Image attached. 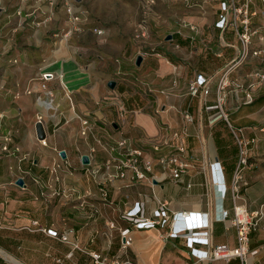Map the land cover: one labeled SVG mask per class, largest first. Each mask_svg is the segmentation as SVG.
<instances>
[{
    "label": "crops",
    "instance_id": "obj_1",
    "mask_svg": "<svg viewBox=\"0 0 264 264\" xmlns=\"http://www.w3.org/2000/svg\"><path fill=\"white\" fill-rule=\"evenodd\" d=\"M26 1L18 8L19 0L14 4L0 0V115H4L0 134L10 130L21 147L19 152L0 155V264H95L88 253L92 250L120 264H181L190 260L186 240L169 237L168 226L135 229L132 245L123 248L119 229L110 230L107 225L128 226L121 218L125 203L143 199L149 211L158 199L167 200L174 211L214 213L216 204L220 207L221 193L215 190L208 165L220 160L230 185L221 153L228 158L233 152L236 157L237 148L235 143L224 145L223 127L219 128L223 121L212 124L213 111L206 107L216 103L219 80L240 46L232 41L233 35L220 29L216 33L219 54L202 46L194 48L188 43L190 39L174 32L177 40L173 41L186 44L146 54L141 65L124 61L112 67L105 55L96 57L92 45L83 44L90 36L83 33L84 28L72 27L59 3ZM57 31L68 34L58 37ZM45 72L54 75L47 81L52 95L41 87ZM199 73L211 79L207 97L193 96L189 91ZM237 74H232V79ZM111 80L116 81L114 88L109 86ZM253 83V103L237 105L238 91L230 86L225 105L229 115L231 110L237 111L232 120L229 116L234 126L243 128L247 137H258L250 149L251 165L245 171L250 185L242 189L238 200L249 210L264 203V120L259 119L264 110V82L254 79ZM242 94V90L238 92ZM125 97H133L132 103L139 107L127 109ZM256 104L258 107H250ZM120 105L126 110L123 120L118 117ZM186 112L194 121L188 123L189 135L184 140L188 154L195 158L182 179L173 180L157 162L149 173L156 181H132L129 172L125 178L106 184L109 196L105 199L98 180H105L108 171L95 170L119 155L118 141L126 137L129 145L145 149L147 157H169L170 146L162 141L172 131L182 129ZM39 115L43 116L47 145L36 138ZM82 118L89 120L86 134H82ZM157 143L161 147L155 150ZM83 155L89 156V164L83 163ZM20 178L26 186L17 184ZM232 203L229 193L224 205L232 208ZM34 221L39 225L34 226ZM217 225L231 233L223 242L234 245L236 234L230 220L214 222V241ZM44 228L67 232L69 240L52 237ZM74 243L80 248H74ZM169 244L180 248L168 250ZM250 247L254 264H264V218L260 228L251 233Z\"/></svg>",
    "mask_w": 264,
    "mask_h": 264
},
{
    "label": "built area",
    "instance_id": "obj_2",
    "mask_svg": "<svg viewBox=\"0 0 264 264\" xmlns=\"http://www.w3.org/2000/svg\"><path fill=\"white\" fill-rule=\"evenodd\" d=\"M66 2L68 5L67 11L70 21L75 25L80 19V15L73 12L72 6L69 0ZM241 0H222L221 10L222 18L219 22H222L219 26L224 28L226 18L230 16L231 11L233 15L238 16L243 14L242 20L243 31L240 32L238 28V34L243 41H249L251 34V28L249 25V10L248 6H238V2ZM247 5L254 0H243ZM264 3V0H261ZM55 2L51 0V4ZM255 14V12L253 13ZM218 22V24H219ZM102 31L100 30L99 33ZM255 32V31H254ZM144 35V33H143ZM262 51H255V54ZM235 66H231L221 76L217 87V101L214 105H208L206 108L209 111H215L210 117V122L216 124L220 120H225L229 123L230 131L235 138V146L237 148V162L232 176L230 185H227L225 172L220 160H213L209 162L208 168L212 183L215 186V190L221 193V203L216 204L215 212L210 213L208 211L198 210H179L174 211L169 207L167 200L158 199L157 205L150 211L147 208L145 199L134 201L132 204L125 203V207L121 213V218L126 220L129 224L126 227H117L114 222L107 225L110 230L116 228L119 229L122 247L128 248L132 245L134 237L132 232L135 229H151L158 226H168V236L171 238H183L186 240V245L189 249L190 260H186L181 264H202L203 262L210 261H222L230 262L233 259H238L240 264H254L252 261L253 250L250 247L251 233L257 231L261 226V221L264 218V203H262L257 209L249 210L245 204L238 202L242 189L247 188L250 185V179L246 176V169L251 165L250 163V149L253 144L257 142V138L247 137L244 134V129L234 126L230 119L228 111L225 108L226 100L229 94V87L233 86L235 91H243V96L238 95L237 99L240 104H251L254 102V87L255 83L251 82L245 84L246 79H232L230 77L231 70ZM258 80L264 82V73L256 72ZM54 77L53 73L45 72L42 74L41 87L47 90L49 95H52V91L48 89L47 81ZM210 77L199 73L194 81L189 85V91L191 95H204L207 97L210 93ZM60 82L63 87L62 79ZM28 92H31L28 89ZM41 100V96L38 97ZM48 107H51V102L46 101ZM126 110L120 105L118 108V117L123 120ZM4 115H0V119ZM186 124L180 130L172 131L169 137L163 139L162 143L169 145L171 153L169 157H147L145 149L141 147H134L129 145L128 139L123 137L118 141L119 155L107 160L101 168H97L95 172L101 169L107 170L105 180H98V184L101 186V192L105 199L109 196V188L107 183L113 182L117 178H125L130 172L131 180L149 181L152 183L156 181L155 176H150L156 163L160 164L163 170H168L170 177L175 181H180L189 168L193 167L192 160H194L193 154H188V147L185 142V137L189 135L188 123L194 121L191 113L186 112L184 114ZM41 124L44 133H46L43 116H37L36 126ZM82 134H86L89 127V120L82 118ZM36 138L42 145H47L46 136L40 138L36 129ZM0 155L13 154L19 152L21 147L15 142L14 134L8 130L0 134ZM161 147V143L155 144L154 149L158 150ZM111 169L115 170V173L111 172ZM188 187L192 186V183L187 184ZM230 193L232 199V208L224 205L228 194ZM230 220L231 226L235 228V244L221 242L216 243L213 239V224L215 221L225 222ZM34 226H38L39 222L34 221ZM3 228L0 224V230ZM29 230H34L33 227L27 226ZM48 235L56 238H60L63 241H68L69 236L67 232H59L53 228L42 229ZM109 236H112L110 233ZM74 248H80L77 243H74ZM95 264H120L118 261H110L108 257L104 256L100 251L92 250L88 252Z\"/></svg>",
    "mask_w": 264,
    "mask_h": 264
},
{
    "label": "rangeland",
    "instance_id": "obj_3",
    "mask_svg": "<svg viewBox=\"0 0 264 264\" xmlns=\"http://www.w3.org/2000/svg\"><path fill=\"white\" fill-rule=\"evenodd\" d=\"M15 1L18 0H11V3L14 4ZM19 1L20 3L16 5L18 8L24 4L22 0ZM30 1L28 0L26 3L29 4ZM53 1L55 4L59 3L60 10L67 15L68 5L66 2L68 1ZM46 2L51 3V0H46ZM221 2L222 0H69L73 12L80 15L79 22L72 27L84 28L85 32L83 31V33L90 37L86 42H83L85 41L83 40L85 37H83V44H91L96 57L105 55L112 62V67L123 65L124 61L136 66L138 55L145 56L159 50L162 53V51L179 48L186 44L173 41L177 40L176 38H172L170 41L165 40L167 32V34L180 33L184 39H190L188 43L192 44L191 46L194 48L202 46L206 51L219 54L221 51L217 49L219 42L216 33H218L217 29H220L227 35H233L232 41L240 46L235 58L229 61L223 73L233 65L235 67L231 70L230 77L232 78V74L237 72L238 74L233 78L246 79L245 84H249L254 79H258V76L255 75L256 72L264 73V3L261 0H254L248 5L243 0L238 2L239 7L248 6L249 25L252 31L249 41H243L238 34V28L240 32L243 31V14L235 16L231 11L230 16L226 18L224 28L219 26L222 23L219 22L222 18ZM254 12L255 14H253ZM100 30L101 33H99ZM67 31L69 32L70 29ZM57 32L55 36L58 37H64L66 34V32L62 34L60 31ZM90 34L94 37L93 39ZM255 51L262 52L255 54ZM218 56H222V54ZM120 76L119 74L117 77ZM125 98L127 109L139 107L136 103H132L133 97ZM255 106L258 107L257 104L250 107L254 108ZM244 108L246 106H243ZM234 113L237 111H230L231 120ZM259 115V119L264 120V110ZM222 121L223 124L219 125V128L223 127V136L221 137L224 145L230 147L235 143V138L230 131L229 123L225 120ZM209 131L210 128L205 131L206 134ZM256 138L258 139L257 136ZM221 156L225 159L227 180L230 183L237 160L233 152L229 153L228 158H226V153H221ZM115 233L118 238L117 232ZM230 236L231 233H228L224 226H216L215 241L217 243L226 241ZM167 248L168 250L170 248L177 250L180 247H173L172 244H169ZM227 264H240V261L233 259Z\"/></svg>",
    "mask_w": 264,
    "mask_h": 264
},
{
    "label": "water",
    "instance_id": "obj_4",
    "mask_svg": "<svg viewBox=\"0 0 264 264\" xmlns=\"http://www.w3.org/2000/svg\"><path fill=\"white\" fill-rule=\"evenodd\" d=\"M172 38H173V34H171V33H169V34H167V35L165 36V40H167V41H170ZM142 60H143V56H142V55H138L137 65H141ZM115 85H116V81L111 80V81L109 82V86H110V87L114 88ZM114 126L117 127V124L114 123ZM36 129H37L38 136H39L40 138H43V137L45 136V134H44V131H43V129H42L41 124H38V125L36 126ZM82 161H83L84 164H89V163H90V158H89V156H88V155H83V157H82ZM17 184H18V185H21V186H26V183H25V182L23 181V179H21V178L18 179Z\"/></svg>",
    "mask_w": 264,
    "mask_h": 264
},
{
    "label": "bare ground",
    "instance_id": "obj_5",
    "mask_svg": "<svg viewBox=\"0 0 264 264\" xmlns=\"http://www.w3.org/2000/svg\"><path fill=\"white\" fill-rule=\"evenodd\" d=\"M218 195H220V194H218Z\"/></svg>",
    "mask_w": 264,
    "mask_h": 264
}]
</instances>
